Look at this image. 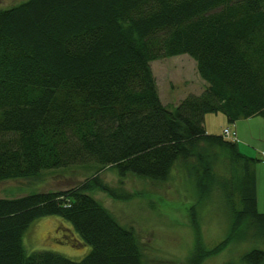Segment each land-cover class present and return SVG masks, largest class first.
<instances>
[{
    "label": "trees",
    "instance_id": "16d2710c",
    "mask_svg": "<svg viewBox=\"0 0 264 264\" xmlns=\"http://www.w3.org/2000/svg\"><path fill=\"white\" fill-rule=\"evenodd\" d=\"M183 54L204 85L167 106L149 62ZM208 113L264 119V0H23L0 8V181L88 162L93 171L162 181L179 163L198 192L216 187L230 208L237 196L232 226L254 221L264 230L257 159L206 133ZM93 189L111 194L94 176L65 190L0 197V264H144L133 229ZM47 216L65 220L89 247L82 258L25 250L24 232ZM204 254L195 250L189 264ZM241 259L264 264V251Z\"/></svg>",
    "mask_w": 264,
    "mask_h": 264
},
{
    "label": "rangeland",
    "instance_id": "374dc122",
    "mask_svg": "<svg viewBox=\"0 0 264 264\" xmlns=\"http://www.w3.org/2000/svg\"><path fill=\"white\" fill-rule=\"evenodd\" d=\"M23 0H0V8ZM160 101L171 106L188 90L197 93L202 80L195 71L193 60L187 55L163 57L149 62ZM191 93V92H189ZM208 134H221L227 127L235 132L238 151L255 162L254 194L256 210L264 213V119L260 116L228 122L222 113H208L203 118ZM222 165V164H221ZM95 164H73L43 170L37 176L0 181V197L13 198L34 191L65 190L86 179H97L110 193L93 189L88 193L99 201L123 226L131 227L137 237L144 264H189L195 250L205 254L198 264H246L244 254L258 248L264 251V230L256 223L232 226L233 209L239 207L237 196L228 207L212 187L211 192H198L194 176L176 163L165 180L126 174L119 177L111 167L97 171ZM223 178L230 179V170L216 169ZM222 175H219L222 177ZM235 227H240L234 230ZM230 237V238H229ZM77 235L67 222L57 216L33 220L23 234L27 252L48 250L71 260H79L89 250L77 244ZM220 248L224 239H228ZM219 244L214 253L207 252Z\"/></svg>",
    "mask_w": 264,
    "mask_h": 264
},
{
    "label": "built area",
    "instance_id": "2783aa9c",
    "mask_svg": "<svg viewBox=\"0 0 264 264\" xmlns=\"http://www.w3.org/2000/svg\"><path fill=\"white\" fill-rule=\"evenodd\" d=\"M222 134H223V136H225L226 138H231V139L234 138V132H230L227 128H224V129L222 130Z\"/></svg>",
    "mask_w": 264,
    "mask_h": 264
},
{
    "label": "crops",
    "instance_id": "0c3cea01",
    "mask_svg": "<svg viewBox=\"0 0 264 264\" xmlns=\"http://www.w3.org/2000/svg\"><path fill=\"white\" fill-rule=\"evenodd\" d=\"M203 85H204V83L202 82V87H201V90H202V88H203ZM200 90V91H201ZM199 91V92H200ZM189 92H191V93H193V94H198L199 92H197V93H194V91H191V90H188L187 92H185V93H189ZM182 98V97H181ZM237 148H238V146H237Z\"/></svg>",
    "mask_w": 264,
    "mask_h": 264
}]
</instances>
